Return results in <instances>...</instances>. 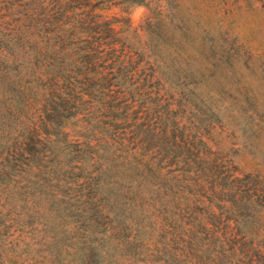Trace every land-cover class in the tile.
<instances>
[{"label": "trees", "instance_id": "trees-1", "mask_svg": "<svg viewBox=\"0 0 264 264\" xmlns=\"http://www.w3.org/2000/svg\"><path fill=\"white\" fill-rule=\"evenodd\" d=\"M240 3L264 9L0 0V172L26 211L12 209V224L66 222L80 264H97L102 239L121 252L115 264H264V176L212 151L181 93L193 69L186 45L194 35L207 45L223 25L214 17ZM137 6L148 10L139 48L129 18L107 14Z\"/></svg>", "mask_w": 264, "mask_h": 264}, {"label": "rangeland", "instance_id": "rangeland-1", "mask_svg": "<svg viewBox=\"0 0 264 264\" xmlns=\"http://www.w3.org/2000/svg\"><path fill=\"white\" fill-rule=\"evenodd\" d=\"M114 13L129 18L133 28L130 41L139 48L140 39L144 40L140 25L148 14L147 8L137 6L127 13L116 10L107 14ZM221 19L223 25L209 34L207 45L202 46L200 37L195 35V43L186 45L187 56H182L183 60L193 69H200L186 74L191 85L181 93L200 109L188 118L202 129L200 135L208 147L239 172L264 176V9L260 3H240L232 14L214 17L217 23ZM15 203L8 177L0 172V264L83 261L80 247L73 242L71 226L66 227V222L56 217H37L40 224L31 225L36 231L26 226L25 221L30 220L24 218L20 219L22 223L12 224ZM16 210L26 213L17 207ZM128 252L129 248L124 251L126 255ZM120 254L108 239H102L90 261L115 264Z\"/></svg>", "mask_w": 264, "mask_h": 264}]
</instances>
